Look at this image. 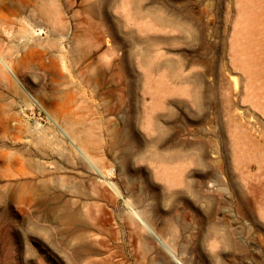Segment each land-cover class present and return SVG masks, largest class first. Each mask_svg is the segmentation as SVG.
Masks as SVG:
<instances>
[{"label": "rangeland", "instance_id": "rangeland-1", "mask_svg": "<svg viewBox=\"0 0 264 264\" xmlns=\"http://www.w3.org/2000/svg\"><path fill=\"white\" fill-rule=\"evenodd\" d=\"M0 59V264H146L92 229L126 201L231 211L243 254L202 262L187 217L174 264H264V0H0Z\"/></svg>", "mask_w": 264, "mask_h": 264}, {"label": "bare ground", "instance_id": "bare-ground-1", "mask_svg": "<svg viewBox=\"0 0 264 264\" xmlns=\"http://www.w3.org/2000/svg\"><path fill=\"white\" fill-rule=\"evenodd\" d=\"M154 132H156V130ZM79 151L84 158L89 160L86 154L81 149H79ZM209 168H212V165H210ZM154 170L155 177L160 176L161 173H163V175L166 174L167 178H170L167 176V174L171 176V178L174 177L173 183L175 184H170L168 187H166L167 189H165L167 194L173 195L178 192L177 189H174L178 186L177 182H175V177H181L185 174L186 168L182 164H175L173 162L162 164L160 162H156ZM101 175L106 177V175ZM112 190L115 194L114 196L109 197L104 193H102L101 196H103V198L106 200L115 202L117 198H120L122 195L117 188H114ZM129 192L130 196L133 197L136 201L135 205L142 204L144 202V198L140 194H135L134 188H130ZM125 205L126 207L128 206L129 209L127 210V212L124 211V214L117 215V229L114 230L111 228H107L106 225H108V220L105 218L99 219L97 224L92 226V229L95 228V230L100 233H104L109 235L110 237H114L119 233L118 228H124L127 231L128 239L132 244H134V252H137L142 257V259L146 261V264H174L175 261L172 258L173 256H175L174 253L177 251V249L175 248L176 244L174 240H177L178 242V240L180 239L181 242H185L183 231L187 227V217L197 219V221L195 222L197 231L190 234L189 241L191 243L189 245L191 250L194 251V253H197L199 259H204L203 261L201 260L202 262L206 261L207 257L209 259L223 260V251L226 248L234 249L241 254L244 253V246L241 245L233 231L226 230L223 232H218L215 229V227H217L218 225H226L225 221H223L222 219L224 217L230 216L231 211L224 212L213 209H195L192 211L180 210L176 214L177 217L171 216L167 220H164L153 208L146 212H140L134 211L131 203L128 201L125 202ZM232 212L237 219H246L249 217H253L254 214H256V212L258 211H245L237 207ZM258 213L257 215L260 217ZM218 217H220L221 219H219ZM263 217L264 215L262 214L260 218ZM233 224L235 226L234 229L239 228L238 221H234ZM89 228H91V225H89ZM113 228L116 227L113 226ZM89 231H83L84 236ZM101 245H103V243H101ZM202 247H204L205 249L202 250ZM206 247H208V252H206ZM111 258L112 255L109 254L99 264H110ZM242 258H244V255L238 256V258H236V263L234 262V264H243L244 262ZM179 264L185 263L179 261ZM228 264H232V262H228Z\"/></svg>", "mask_w": 264, "mask_h": 264}]
</instances>
